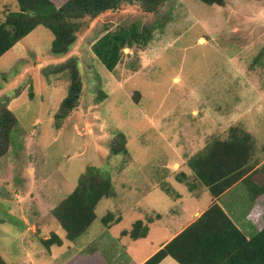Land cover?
<instances>
[{"label": "rangeland", "instance_id": "374dc122", "mask_svg": "<svg viewBox=\"0 0 264 264\" xmlns=\"http://www.w3.org/2000/svg\"><path fill=\"white\" fill-rule=\"evenodd\" d=\"M51 1L60 7L68 0ZM8 10H18L17 0H0V22ZM82 23L66 54L55 55L52 33L38 26L0 58V96L11 99L18 119L0 159V254L8 264H71L92 253L105 264L142 262L209 203L204 186L190 192L188 161L226 139L231 127L253 137V161L264 167V67L253 65L264 48V0H228L223 7L168 0L156 13L123 5ZM134 23L153 28L152 40L124 49L108 71L94 43ZM71 58L82 95L58 128L55 114L70 79L49 71ZM117 133L127 138V155H109ZM89 166L111 175L115 195L99 203L89 230L69 241L52 210ZM181 173L186 182L177 180ZM252 180L263 184L264 172L257 169ZM219 202L250 236L264 228V197L254 199L244 184ZM108 212L109 230L102 222ZM137 221L147 225V236H122ZM52 233L63 245L48 250L42 241Z\"/></svg>", "mask_w": 264, "mask_h": 264}, {"label": "trees", "instance_id": "16d2710c", "mask_svg": "<svg viewBox=\"0 0 264 264\" xmlns=\"http://www.w3.org/2000/svg\"><path fill=\"white\" fill-rule=\"evenodd\" d=\"M167 1L68 0L56 7L51 0H17L18 10H8L5 20L0 22V58L38 26H43L52 33V52L62 55L68 53L76 42V35L80 32L84 19H96L123 5L134 4H139L146 13H156ZM199 1L209 6L223 7L228 0ZM153 30L138 23L119 27L99 38L92 51L105 68L113 72L122 60L123 50L146 47L153 38ZM253 65L264 67V48ZM49 73H66L70 79L67 96L55 114L59 128L78 108L82 79L75 58L55 66ZM105 98L102 94L99 100ZM10 101V98L0 96V159L7 154L12 133L18 125V119L9 109ZM127 154V138L123 133H117L109 145V155ZM254 154L253 137L239 127H231L226 139L211 141L200 153L191 157L188 165L195 181L188 184L189 190L194 193L200 185L206 187L212 202L193 222L142 264H160L167 257L173 258L178 264H264V228L250 236L219 202L220 197L236 184H244L254 199L264 197V183L257 184L252 180L257 169L264 172V167L256 168ZM185 179L187 176L184 173L177 177L181 183L186 182ZM167 191L170 193V190ZM114 195L111 175L100 168L89 166L74 190L54 207L52 216L65 231L66 239L75 241L97 219L96 209L99 203ZM112 221V212H108L102 219L106 226ZM147 234L148 227L143 221H137L131 231L123 232L124 236L132 239L145 238ZM42 243L48 250L52 246L63 245V241L55 233ZM0 264H8L1 254Z\"/></svg>", "mask_w": 264, "mask_h": 264}, {"label": "crops", "instance_id": "0c3cea01", "mask_svg": "<svg viewBox=\"0 0 264 264\" xmlns=\"http://www.w3.org/2000/svg\"><path fill=\"white\" fill-rule=\"evenodd\" d=\"M239 184H236L235 186H233L231 189H229L228 191H226L221 197H220V199L222 198V197H224V196H226L227 194H229L232 190H234L237 186H238ZM206 188V187H205ZM164 189H166V188H164ZM206 190H207V188H206ZM163 191V190H162ZM165 191V190H164ZM208 191V190H207ZM209 192V191H208ZM165 193H166V191H165ZM167 194V193H166ZM168 196H170L169 194H167ZM211 202H212V200L210 199V201H209V203L207 204V206L203 209V210H194L193 211V214H192V217H191V220L185 225V226H182V228H181V230L179 231V232H177L176 234H174V235H172V236H170L165 242H163L156 250H155V252H157L161 247H163L166 243H168L170 240H172L178 233H180L187 225H189L191 222H193L195 219H196V217H198L199 215H200V213H202L210 204H211ZM253 209V208H252ZM250 210L249 212H247V215H246V219L247 220H250V218H252V216L254 215V211L253 210ZM253 211V212H252ZM159 217L160 218H158V219H162L161 218V215H159ZM248 217H250V218H248ZM120 221V220H119ZM116 223V222H115ZM111 227V225H109V226H106V229H108L109 230V228ZM240 227V226H239ZM122 236H124L123 235V232H122ZM154 252V253H155ZM153 253V254H154ZM152 254V255H153ZM151 255V256H152ZM150 256H147L142 262H136V261H134V262H132L131 264H142L143 262H145L148 258H149ZM72 258H75V259H77L78 258V260H76L75 262H73V263H71V264H105L104 263V260H103V258H102V256H101V254H99V253H92V254H83V256H81V255H76V257H72ZM174 262H176L173 258H171V257H167V258H165L160 264H174ZM177 263V262H176ZM65 264H67V263H65ZM178 264V263H177Z\"/></svg>", "mask_w": 264, "mask_h": 264}]
</instances>
